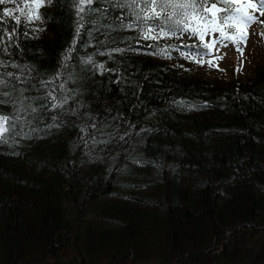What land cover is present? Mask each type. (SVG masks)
Listing matches in <instances>:
<instances>
[{"label":"trees","instance_id":"trees-1","mask_svg":"<svg viewBox=\"0 0 264 264\" xmlns=\"http://www.w3.org/2000/svg\"><path fill=\"white\" fill-rule=\"evenodd\" d=\"M91 7L68 67L71 0L41 11L43 31L0 21L19 45L0 59L27 66L0 68L26 78L5 89L23 105L0 104L21 117L0 145V264H264V52L245 81L205 78L153 54L178 40Z\"/></svg>","mask_w":264,"mask_h":264},{"label":"snow or ice","instance_id":"snow-or-ice-1","mask_svg":"<svg viewBox=\"0 0 264 264\" xmlns=\"http://www.w3.org/2000/svg\"><path fill=\"white\" fill-rule=\"evenodd\" d=\"M54 2L55 0H32L31 4L25 2L23 9L19 6L16 9L5 8L0 13V21L10 23L11 21L4 18L11 17V20L15 21L16 25H19L21 23L20 17L14 15V11H19L27 23L41 20L42 17L38 10L45 4L52 5ZM94 2H98V0H71L75 8L77 26L72 44L64 53L63 67H68V61L73 58L72 53L76 50L77 40L80 38L81 30L84 28V15L100 10L99 8L91 7ZM104 2L112 4L118 9H128L127 15L134 17V19L131 23L125 24L123 23L124 17H122L120 27L130 30L138 29L141 39L158 41L160 38L176 36L178 32L188 33L197 37L201 41L200 45H185L183 47L188 48L190 55L201 57L211 55L210 51H204V49L211 50L216 44L226 46L224 45L225 40H231L235 44L237 51L243 56V48L240 47V44H247L248 37L245 29L256 20V17L249 14L248 9L255 10L259 5L261 14L264 15V0H257V3H253L252 0H212L211 3L209 0H104ZM11 3H14V0H0V5ZM226 29H231L232 31H226ZM33 31H43V29H33ZM92 31H99V28L92 29L87 32V35L91 36ZM215 33H219V39L214 38L205 42L206 36H211ZM17 34L18 29L15 26L11 32L8 29H0V52L10 55L9 49L11 47H19L14 40ZM23 35L27 36L28 33L24 32ZM112 51L123 52L125 49L117 48ZM167 53L168 49H161L159 53L153 54L170 58ZM99 54L104 55L105 53L101 52ZM107 54L110 57L112 55L111 52ZM81 60L86 65L98 67L102 71H108L103 63L97 65L91 55L87 58L82 57ZM6 67L20 69L21 73H23L24 68L27 66L0 59V68ZM241 70L242 66L237 69V72ZM59 78L60 73L58 72L55 79ZM13 81L25 83L26 78L21 79V76H15L10 72H0V97H4V99H0V104H11L15 108L17 103L23 105V99L18 101L12 99V91H5L10 84L13 91L16 90V85ZM60 87L64 90L63 84ZM19 91L22 96L27 91V88H21ZM48 95L53 101L57 99L52 95V92H49ZM68 99V96H64L60 102L52 106L62 107L64 103H67ZM178 106L183 107L184 102H178ZM189 107L195 108L196 106ZM23 111H26L23 107L16 109L17 113ZM32 111H35V109L33 108ZM20 122L21 117L19 114L12 117L0 114V145L8 144L9 139L17 135L14 129ZM27 135L25 133V136Z\"/></svg>","mask_w":264,"mask_h":264},{"label":"rangeland","instance_id":"rangeland-1","mask_svg":"<svg viewBox=\"0 0 264 264\" xmlns=\"http://www.w3.org/2000/svg\"><path fill=\"white\" fill-rule=\"evenodd\" d=\"M25 2L31 4L32 0H14V3H11L13 9H16L17 6L24 8ZM253 3H257V0H252ZM48 5L41 7L38 11L39 14L41 11L46 10ZM27 11V9H25ZM17 15H20L19 11H15ZM250 15L256 17V20L250 24L249 27L245 29L248 40L247 44L241 43L240 47L243 48V56L240 52L237 51L235 44L231 40H225L223 46L221 44H216L211 50L205 49L204 51H210V56H193L189 54L188 48H176V50H169L167 55L171 56L166 58L168 62L183 66L188 72L193 74H200L205 78L212 79L216 76H219L223 79L236 80V81H245L250 75L254 68V64H258L262 60V53L264 52V15L261 14L259 5L255 10L248 9ZM24 19V16H21ZM42 23V20H38ZM34 23V21H33ZM33 23H28L29 29L35 28ZM226 31H232L231 29H226ZM219 39V33H215L211 36L205 37V42H208L212 39ZM161 39H176L178 42L182 43L183 46H198L201 44V41L195 37L191 36L188 33H179L177 36ZM163 49V48H162ZM242 70L237 72L238 68Z\"/></svg>","mask_w":264,"mask_h":264}]
</instances>
